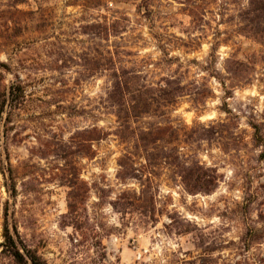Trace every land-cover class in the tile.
<instances>
[{
  "label": "rangeland",
  "instance_id": "obj_1",
  "mask_svg": "<svg viewBox=\"0 0 264 264\" xmlns=\"http://www.w3.org/2000/svg\"><path fill=\"white\" fill-rule=\"evenodd\" d=\"M247 3L0 0V93L23 86L0 121V264H18L5 209L44 264H264V13L245 25ZM114 71L148 103L127 128ZM196 172L209 191L187 190Z\"/></svg>",
  "mask_w": 264,
  "mask_h": 264
},
{
  "label": "trees",
  "instance_id": "obj_2",
  "mask_svg": "<svg viewBox=\"0 0 264 264\" xmlns=\"http://www.w3.org/2000/svg\"><path fill=\"white\" fill-rule=\"evenodd\" d=\"M257 12L264 13V0H248L247 7L244 10L245 15L243 16L245 25H252L257 22L256 18L258 16L256 15L254 18L251 16ZM137 80H139L138 77L131 71L113 72L108 99L111 105L116 107V116L120 127L127 128L128 123L135 122V118L140 116L141 113L147 112L145 109V106L148 104L147 100H141L138 98V95H136V93L140 91ZM159 90H162V88H159ZM22 96L23 86L20 83L11 82L9 85L4 86V89L0 93V121L3 119L6 105L13 106ZM165 100L166 103L164 105L171 102L167 99ZM142 104H144V107H142ZM251 127L254 130L257 144H263L264 140L259 135L258 125L252 123ZM156 128L160 132L164 129L159 126H156ZM135 131L137 132L136 135L139 140H145L146 137L156 135L154 127L147 129L135 127ZM89 140H93V138ZM1 173L4 175L3 171H1ZM193 178L190 184H186V188L189 192L209 191L211 189L210 185L213 182L211 179H205L198 172L193 173ZM7 210L8 209H5L1 233L3 239L1 245L4 250H6L18 264H29V262L31 264H44L40 263L38 257L30 253V251L27 250L25 253L21 252V247L17 244L11 232V227H9Z\"/></svg>",
  "mask_w": 264,
  "mask_h": 264
}]
</instances>
